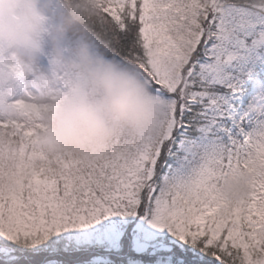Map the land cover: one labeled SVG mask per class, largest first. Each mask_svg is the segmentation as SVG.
Masks as SVG:
<instances>
[{
    "label": "snow or ice",
    "instance_id": "6c2138e0",
    "mask_svg": "<svg viewBox=\"0 0 264 264\" xmlns=\"http://www.w3.org/2000/svg\"><path fill=\"white\" fill-rule=\"evenodd\" d=\"M99 3L100 51L145 83L156 131L53 159L41 106L15 100L22 118L0 113V264H264V0ZM244 170L248 196L226 200Z\"/></svg>",
    "mask_w": 264,
    "mask_h": 264
},
{
    "label": "clouds",
    "instance_id": "9594fccd",
    "mask_svg": "<svg viewBox=\"0 0 264 264\" xmlns=\"http://www.w3.org/2000/svg\"><path fill=\"white\" fill-rule=\"evenodd\" d=\"M100 18L99 0H0V113L22 118L17 99L40 105L39 141L53 159L93 162L118 137L156 131L160 116L145 83L100 51ZM252 180L241 171L222 195L243 200ZM3 185L11 186L6 172Z\"/></svg>",
    "mask_w": 264,
    "mask_h": 264
}]
</instances>
